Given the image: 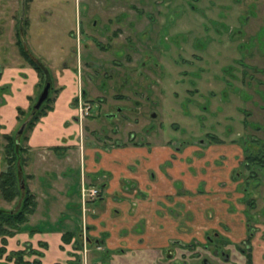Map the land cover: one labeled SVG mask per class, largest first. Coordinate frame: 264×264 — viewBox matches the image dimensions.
Segmentation results:
<instances>
[{"label": "rangeland", "instance_id": "374dc122", "mask_svg": "<svg viewBox=\"0 0 264 264\" xmlns=\"http://www.w3.org/2000/svg\"><path fill=\"white\" fill-rule=\"evenodd\" d=\"M93 20L98 22L95 28L92 25ZM131 21H134V26H131ZM128 35L126 42L125 38ZM102 50L107 51L103 53ZM23 52L48 74L50 80L47 83L41 81L39 73L30 65ZM195 57L202 59L199 61ZM251 59L252 67L260 71L256 74L252 71L254 77L252 81V75L249 79L248 75H242L243 70L251 69L249 66ZM144 60L147 66H140ZM185 61L188 64L194 63L193 67L187 65ZM98 62L104 66L102 69H98L97 66L89 69L87 66ZM237 63L244 68L240 70ZM14 67L27 68L22 71L26 75L27 88L34 85L37 75L40 79V84L36 86V98L31 103L34 110L44 88L50 83L52 88L49 94L50 102L45 106L54 107L58 112L59 108L55 107V100L61 92L58 80L64 69H77L76 76L79 92H82L81 96L85 91L90 90L88 80H91L95 89L93 85L90 86L93 89L90 95L105 97L106 102L102 107L95 104L92 116L87 122L85 120L82 123L83 130L85 129L83 140L90 147L96 146L99 149L113 147L118 141H128L133 134L135 135L133 146L178 147L186 140L188 146L193 145V149L198 150L200 139H206L207 134H215L225 143L224 145H209L206 149L198 150L197 152H203L200 156L202 158L199 159L196 153L192 154L188 150V156L193 162L197 158L199 169L204 173L205 166L212 168L210 163H213V160L216 167L225 164H230L231 167L238 166L240 162L244 163L245 159L242 148H247L250 152L257 147L262 150L264 146L262 145L264 143V0H0V112L4 103L3 72L7 68ZM127 68L136 69L135 75L139 74H137L139 82L133 79L129 89L132 93H139V96L129 94V98L135 97L136 103L128 101L124 105L135 109V112L123 113L127 118L121 123L123 114H118V111L121 108L119 106L123 104L114 103L115 95L119 92L117 87L122 82L121 77L115 75L114 80L111 83L106 82L102 88L98 84L102 75L108 70L113 69L119 73L123 72L120 70ZM184 73L188 75L184 76ZM256 82L261 83L258 87L263 90L262 93L253 90L252 87L256 86ZM189 91L198 95L193 96ZM24 96L21 105L14 104L11 111L7 109L5 129L8 135L19 136L22 146L28 149L23 157L22 177L26 184L33 186L39 198L38 216L48 214L49 211L56 215L60 205L56 200L59 199L51 197L50 191L52 182L57 181L61 176L60 168L68 170L67 191L69 198L75 201L77 194L81 193L83 172L86 174L87 188L101 189L100 185L105 180L109 184L110 176L107 175V179L93 184L89 182L86 165L82 172L79 164L76 167L74 162L67 160L66 157L71 154L68 153L66 156L56 154L52 148L51 151L54 153L52 155L59 160L54 162L50 154L39 156L29 152L28 138L31 132L47 130L46 125L51 122L48 131L49 129L57 131L58 126L55 127L54 123L59 117L53 113L55 110L52 113L50 110L32 129H25L26 132L18 135L24 124L28 126L33 114V111L27 109ZM146 97L150 100H146ZM83 102L87 103V100L83 99ZM16 107H19L18 111L21 109L27 115L17 114L16 117L14 114ZM151 113H157V118L152 119ZM113 114L117 117L110 118ZM202 124L204 128H201ZM252 124L260 126L261 129H253ZM203 129L204 132L200 135ZM61 130L75 133L76 128ZM183 130H186V133ZM251 139H256L257 143L248 146ZM233 141L235 144L232 143ZM5 145L0 122L1 170L5 168L2 152ZM60 146L62 145H54V147ZM231 149L236 155L230 156L228 160L225 153ZM249 154L255 155V153ZM75 157L76 155H73V159ZM95 160H100L99 153L95 156ZM243 168L240 165L237 170H241L244 175L242 177L247 180L251 173L242 170ZM26 173L33 175L34 180L37 176L38 180L27 182ZM201 173L198 174L199 179L203 178ZM196 175L186 178L189 181L188 186L190 183L196 185ZM209 177H206L211 188L208 189L216 190L215 180ZM258 177L261 180L253 179V183L247 184L246 187L250 193L255 191L251 198L254 205L252 208L249 206L248 210L256 216L264 211V178L262 175ZM255 186L256 189L253 188ZM223 193L222 191L219 193L220 199L216 196L187 198L188 202H184V210L192 212L189 215L191 218L187 219L174 216L170 219L167 216L165 219L151 218L148 214L154 201L149 207H146L148 203L147 205L142 203L145 206L143 213L148 217L146 221H149L147 224L146 221L144 223L145 227L148 226L147 233L151 237L148 244L152 242L158 244L163 242L164 237L167 238L164 232L154 231V227L157 228L159 224H165L174 230L178 222H184L190 228L186 234L187 241L191 236L200 237L198 232L202 230H199V227L208 223L203 212L214 206L217 209L218 202L226 206V201L221 195ZM96 201L98 198L88 202L86 209L82 205V213L76 208L77 201L71 202L66 205L65 212H72L69 214L71 217L72 215L75 217L78 213L82 221L86 212L88 215V212L93 210L90 204ZM172 206L174 207L171 209L177 212L174 202ZM238 207L246 206L238 204ZM163 208L162 206V211ZM0 209L16 211L20 209V200L8 204L0 198ZM174 214L177 213L172 215ZM135 222H139L136 221V217L131 232L137 237L136 233L140 229L136 228L138 224L136 225ZM240 222L235 229L238 240L243 238L239 228ZM248 222L254 227L253 222L250 220ZM259 222L264 223V216L259 217ZM156 234H158L157 241H153ZM101 252L105 251L96 254L92 252L91 255L88 251L92 262L86 263L94 264L97 260L100 261L104 255ZM137 258L139 256L134 257L129 254L126 258H118L114 263H110L122 264L121 260H124L125 264L144 263L142 259L137 260Z\"/></svg>", "mask_w": 264, "mask_h": 264}, {"label": "crops", "instance_id": "0c3cea01", "mask_svg": "<svg viewBox=\"0 0 264 264\" xmlns=\"http://www.w3.org/2000/svg\"><path fill=\"white\" fill-rule=\"evenodd\" d=\"M26 69L27 68L21 70V68L14 67L5 70L2 83L3 85L9 86V94L5 96V103L2 105L0 112V122L4 135H8V132L5 129L7 125H4L6 114L8 113L7 109H10L11 111L12 108H14V104H17L18 106L19 104L21 105L23 95H25L24 99L27 101V109L30 110L31 103H33L36 98V86L40 84L39 77L37 75L34 85L31 88H27L25 85L26 75L22 72ZM76 75V73H73V71L66 68L60 74L58 80L61 92L55 100V107L59 109L58 112L54 107L51 110V113L55 110L53 113L55 116L59 117L58 121L54 123L55 127L58 126V130L54 131L49 129L48 131L51 122L46 125L47 130L40 129L31 132L30 137L28 138V146L29 152L36 153L39 156L50 154L51 160L55 162L59 160L52 155L54 153L51 149L57 148L54 147V145H62L59 148H64L65 150H60L58 152L55 151V153L63 156L68 155V153L71 154L66 157L67 160L74 162V166L76 167H78L77 165L79 164L81 166V171L86 165L87 176L89 179L91 178L89 182H92L93 184L100 182L98 181V178H101V176H110V182L104 192V198L90 204L93 210H90L88 215L86 212V219L84 221L86 222V220H88V235L91 239V241L90 239L87 241L86 238L87 252H85L83 237V218L81 221V216L79 217L78 213L75 217L73 215L71 217L69 214L72 212H65L67 204L77 201L76 208L79 213H82V189L81 193L77 194L76 201L71 200V198H69V191H67L68 182L66 177L68 170L66 168H60V172H58L62 177L60 176L57 181L52 182V185L50 184L52 186V190L50 191L52 194L51 197H57L59 199L56 200L59 202L58 204H60L59 212H57L56 215H53V213L49 211L47 212L48 214L38 216L36 210L35 214L30 217L28 223L22 226L20 232L14 236L0 239V247L6 249L5 254L0 258V264H18L19 259L28 264H87L86 262L91 261L89 254L91 255L92 252H95L96 254L97 252L103 251L99 250L101 247L104 251H110L111 258L109 262H115L118 258H126V256L132 254V251L139 246L147 245L150 237L147 233V225L143 233L139 232L138 235L136 234L137 237L131 232L134 218L136 217V221H140L142 217H132L128 204L117 202L119 195L121 197L124 196L121 191L122 179L134 178L143 180V177H146L143 175L144 173L150 176L151 172H153V180L157 181L158 185L167 186L170 184L169 179L185 180L184 178L186 176H190L188 166L182 164V159L180 157L179 160H171L172 152L166 148V146H153L152 148H117L108 152L99 149L96 146L90 147L85 144L83 140L85 132L77 121L76 117L78 112L73 105V102L79 93ZM71 86L73 87L72 90ZM85 95L87 96V99H89L87 92ZM18 109L19 107L14 109L16 117L17 114L19 115ZM69 127H75V133L61 130ZM97 153L100 154L99 161L95 160ZM225 154L228 157H234L236 152L231 149ZM73 155H76L74 159ZM170 161L172 162L171 167L165 169L166 173L163 172V169L166 168V164ZM213 161L215 162V160ZM214 162L211 165L212 168H208L207 177L210 176L209 178L216 180L217 177L220 178L222 171L220 167L216 168ZM1 171L0 156V173ZM85 175L86 174L83 172L81 181L86 179ZM26 176L27 182L29 180H34L33 175H28L26 173ZM92 176L95 177L92 178ZM95 178H97L96 182H94ZM36 179L37 176L35 180ZM206 181H208V178ZM35 185L37 184H34V186ZM27 186L36 196L37 202H39V198L35 194L33 186L28 183ZM39 186L40 185L38 184V187ZM167 192H171V189H165L160 193V196H164ZM216 211H225L227 213L225 216L227 224L231 228V232L236 233L235 229L237 228V223L240 221H238V219L242 220L243 210H237L238 212L236 213L234 208L231 210L229 209V206L226 207L218 202ZM238 213L241 216H236ZM243 226L244 224L241 221L239 228L241 234H243L242 239L245 238ZM163 244H165V242ZM163 244H161V246H163ZM252 246L253 264H264V227L261 228V231L253 241ZM88 251H90L89 254ZM101 253L105 254V252ZM101 258L102 259L100 261L97 260V262H104L105 259L108 261V258L105 255ZM121 261L125 262L124 260Z\"/></svg>", "mask_w": 264, "mask_h": 264}, {"label": "flooded vegetation", "instance_id": "af4514ba", "mask_svg": "<svg viewBox=\"0 0 264 264\" xmlns=\"http://www.w3.org/2000/svg\"><path fill=\"white\" fill-rule=\"evenodd\" d=\"M83 18H81L82 20ZM118 22L120 23V21L118 20ZM94 28L98 26V22H94L93 20V24ZM131 26H134V21H131ZM82 32V31H80ZM106 33V32H104ZM128 37L129 35L125 38V41H128ZM103 53H105L107 50H102ZM196 60L201 61L202 58H197L195 57ZM183 60V59H182ZM181 60V62H182ZM252 59L250 60V70H243L242 71V75H248V79L249 76L252 75V80H254L253 77V72L254 74L259 73L260 71L255 68L252 67ZM117 63V62H115ZM186 63V61H185ZM187 65H190L191 67H193L194 63H186ZM240 67L239 69L241 70L242 67L241 64L237 63ZM121 65V64H119ZM90 69V67L93 66H97L98 69H102L104 66H102L101 62L98 63H92L91 65L88 64L87 65ZM140 66H147L146 60H144ZM255 66V65H254ZM119 68H121L120 66H118ZM22 69L26 68V67H21ZM230 69V67H229ZM71 71H73V73H78L77 69H70ZM64 71V70H63ZM62 71V72H63ZM123 72H119L116 73L115 70L110 69L108 70V72H105L102 75V78L100 83L98 84L99 87H103L104 84L106 82L111 83L114 80V76L115 75H119L120 80L122 81L121 84H119V86L117 87V90L119 91L118 94L115 95L114 98V103H116V105L119 104H123V106H119L121 107L120 110L118 111V114H123L126 112H135V109H130L129 107H125L124 103H127L128 101L130 102H134L135 101V97L133 98H129V94H133L134 96H139V93H132L129 91L130 86H132V81L133 79L137 80L139 82V77H137V74L135 75L136 69H125V70H120ZM253 71V72H252ZM98 73V71H97ZM102 73V71H101ZM226 73L228 74V69L226 71ZM5 75V72H3V76ZM139 75V74H138ZM141 75V74H140ZM143 76H145V74H142ZM188 75V73H184L183 74ZM3 76H2V81H3ZM137 77V78H136ZM40 80V79H39ZM134 80V81H135ZM88 85H89V89L87 91V95L89 97V99H87V96L85 95L86 92H84V95L81 96L82 92H79L77 97L75 98L73 105L75 106V110H77L78 106H79V102L83 99L87 100V105H89L91 107V112L89 117L86 119L85 122H87V120L92 116V111L93 108L95 106V104L100 105V107H102L106 102L105 97H98V96H92L90 95V93L93 92V89L90 88V86H92V82L91 80H88ZM136 85V84H135ZM256 86L252 87L253 90L262 93L263 90L260 89L258 86H261L260 82H256L255 84ZM247 86H249V84L247 83ZM93 88L95 89L94 85ZM2 89L4 91L3 95H4V103H5V96L9 94V86L7 85H3ZM97 89V88H96ZM51 91V90H50ZM197 91V90H195ZM193 96H197L196 94H194L193 92L189 91ZM188 92V94H189ZM100 93V92H99ZM256 95H258L257 93H255ZM92 96V97H91ZM191 96V95H190ZM259 96V95H258ZM49 98V97H48ZM94 98V100L92 99ZM146 100H150V98L146 97ZM3 103V104H4ZM136 103V102H134ZM202 109V108H201ZM203 110V109H202ZM264 110V108H263ZM78 112V111H77ZM116 113V112H115ZM157 113H151V118L152 119H156L157 118ZM202 115V114H201ZM123 119H121V123L124 121V119L127 118V115H122ZM197 116H199V114H197ZM111 117H117V115L113 114ZM77 121L79 123V125L81 126V128L83 129L84 127H82V124L79 122V118L77 115ZM254 125V126H253ZM252 128L253 129H261L260 126H257L256 124H252ZM215 127V126H214ZM214 127L212 129H214ZM200 128V127H199ZM201 128H204V124L201 125ZM150 130V129H149ZM85 131V129L83 130ZM184 133H186V130H183ZM204 132L201 131L202 135ZM207 139V140H206ZM206 139H200V147L198 150H203L206 149L207 146L209 145H220L223 144L224 142L220 139L219 136L215 135V134H207L206 135ZM135 140V135L131 134V137L128 139V141L124 142V141H118L116 143V145H114L113 147H104V151H111L113 149H117V148H139L141 146H133V142ZM204 143V144H203ZM233 144L234 141L232 142ZM257 143L256 139H251V141L249 142L250 146L251 144ZM262 143V142H261ZM225 144V143H224ZM223 144V145H224ZM260 144V142H259ZM206 145V146H205ZM264 145V143L262 144ZM148 148H152V145H147ZM156 147V146H154ZM193 145L189 146L187 145V141L184 140L181 142L180 146H175V145H167L166 148H168L171 152H172V157L171 160L175 161L176 159L179 160V157L182 159V164L188 166L189 168V177H192L194 175H196L195 177L197 178V183L196 185H194L193 183L188 186V182L186 180V178L188 176H186L183 179H169V183L167 186H163V185H158L157 181L153 180V176L154 173L151 172L150 176H148L147 174H143L146 177H143V180H138V179H122V184H121V191L124 194L123 197H121L120 195L117 198V202L119 203H123V204H128L130 213L132 215V217L134 216H140L142 217L141 220L139 222H136L137 225V229H140L139 232L143 233L144 232V228H146L144 226V223L146 221L145 218H147V216L145 215L144 209L145 206H143L142 203H146L145 205H148L146 207H149L152 203V201H154V204H152L153 206H150L151 212L150 217L151 218H159V217H163V219H165L167 216L169 219L171 217H178V218H191V213L188 210H184L185 208V203L184 202H188L187 198H191L192 196H195L197 198L200 197H206V198H210L211 196H216L217 199H220V192H224L223 194H221L224 198L223 200L226 201V207L229 206V209L236 211V213L238 212L237 210L240 211V209H242V220L239 219L240 221L243 222L244 226H243V230L245 232V238L242 240H238L236 238L235 233L231 232V228L228 226L227 224V220L225 219L226 217V212L225 211H221V212H217L216 211V206L208 208V210L206 212H203L204 215L206 216V218L208 219V223L205 226H201L199 227V231L198 233L201 235L200 237H196V236H191V239L189 241H187V236L186 234L189 232L188 229H190L189 227H187V225L181 222H178V224L176 225L175 229L173 230L170 226H167L165 224H159L156 227H154V231L158 230L160 232H164L165 236L167 238L164 237L163 243L165 242V244L158 243L156 244V242H152L151 244H147V245H141L138 248H136L135 250L132 251V255L135 257L136 255L139 256L138 259H142L141 261L144 262L143 264H253V246L252 243L255 240V238L257 237V235L259 234V232L261 231V228L264 227V223L259 222V217L260 216H264V211L261 212V214H258L257 216L254 213H250L248 210V207L250 206L251 208L253 207V201H251L252 199V195L255 194V191L253 192H249L248 189H246L247 184L249 185L250 183H253V179H260V177H258L259 175H262V177L264 178V146H260L262 147V150L259 148L257 151H255L257 148H255V150L250 151L249 149H241L242 153L244 155V163L240 162V164L235 165V166H229L230 164H225V165H221L218 166L220 167L221 171H222V175L220 176V178H216L215 180V185L217 186L216 190H210V185L208 183V181H206V177L208 174V168L209 166H205L204 169V173H201V169H199V165L198 162H193L191 160V158L188 156V150L190 151V153H196V156L199 158H202L200 156H202V153L197 152L198 150H194L193 149ZM143 148V147H141ZM249 153H255V155L253 154H249ZM214 154V153H213ZM228 160L230 159L229 157L227 158ZM246 160V161H245ZM208 163V162H207ZM206 163V164H207ZM213 163H210V166ZM215 164V162H214ZM172 162H168L166 164V168L163 169V172L166 173L167 168L171 167ZM240 165L242 167H244L242 170H247L251 173L250 176L247 177V180L244 179L243 172L241 170H237L239 169ZM217 168V167H216ZM202 174L201 176L203 178L199 179L198 178V174ZM95 176H92V178ZM89 179V178H88ZM91 179V178H90ZM105 180L107 179V176H101V178H98V181L101 180ZM97 178H95L94 182H96ZM261 180V179H260ZM191 182V181H190ZM195 182V181H194ZM108 185V181H104L101 183V189L99 190V197L98 200H102L104 198V192L107 188ZM146 185V186H145ZM169 186V187H168ZM259 186V184L257 185ZM253 187L256 189V187ZM171 189V192H167V194H165L164 196H160V193L162 191H164L165 189ZM210 188V189H208ZM218 189H220V191H218ZM251 189V187H250ZM252 190V189H251ZM82 196V194H81ZM160 196V197H159ZM254 196V195H253ZM178 198V201H177ZM94 201V200H93ZM175 203V208L177 209V212H175V210H172L171 207L172 203ZM238 202V203H237ZM238 204H242L244 206H246L245 208H241L238 207ZM162 206L163 211L161 210ZM240 208V209H239ZM153 209V210H152ZM214 209V210H213ZM161 212H165V213H161ZM215 212V213H214ZM173 213H177L172 215ZM217 213V214H216ZM219 213V214H218ZM241 213V212H240ZM163 214V215H162ZM239 214V213H238ZM236 214V216H241L240 214L238 215ZM254 214V215H253ZM250 215V216H249ZM235 216V215H234ZM249 216V217H248ZM238 219V218H235ZM234 219V220H235ZM238 220V221H239ZM248 220H250L251 222L254 223V227H251L252 225L250 224V222H248ZM169 221V220H168ZM239 221V222H240ZM149 221H146V224ZM215 222V223H214ZM168 223V222H167ZM170 223V221H169ZM261 225V226H259ZM86 238L87 241H89L90 237H89V230H88V226L86 224ZM221 229H223L224 231H221ZM138 232V233H139ZM138 233H136L138 235ZM175 236H172V235ZM158 234H156L154 236V240L153 241H157V237ZM84 237V235H83ZM151 238V237H150ZM91 241V239H90ZM149 243V242H148ZM161 244H163V246H161ZM101 250H104L102 247L100 248ZM110 251L109 250H105V256L110 260L111 256H110ZM105 261L104 262H96L94 264H111L110 262ZM114 263V262H112ZM122 264H125V262H120ZM129 264V263H128ZM132 264H140V262H133Z\"/></svg>", "mask_w": 264, "mask_h": 264}, {"label": "trees", "instance_id": "16d2710c", "mask_svg": "<svg viewBox=\"0 0 264 264\" xmlns=\"http://www.w3.org/2000/svg\"><path fill=\"white\" fill-rule=\"evenodd\" d=\"M20 45H22V43ZM21 50L24 51L22 47ZM23 54L26 59H28L30 65L39 73L41 81L47 83L48 80H50L48 74L45 73L43 68L34 62L28 54L25 52H23ZM48 102H50V97L43 104L40 110L36 111L33 107L30 108L29 111H33V114L26 130L32 129L33 126L43 116H45L48 111L52 110V108L45 106ZM26 115V112L21 109L19 110V116ZM4 139L6 141V145L4 146L2 152L4 155L3 164L5 165V168L0 173V198L8 204H12L16 200H20V209L16 211H4L0 209V238L3 239L14 236L20 232L22 230V226L28 223L30 217L35 214L38 206L36 196L29 190L24 181V177H22L23 168L21 167H23V157L27 154L28 149L22 146V141L19 136L4 135ZM60 150L65 149L59 147L54 148V151L56 152ZM5 251V248L0 247V258L5 254ZM18 264L28 263L22 262L21 259H19Z\"/></svg>", "mask_w": 264, "mask_h": 264}, {"label": "built area", "instance_id": "2783aa9c", "mask_svg": "<svg viewBox=\"0 0 264 264\" xmlns=\"http://www.w3.org/2000/svg\"><path fill=\"white\" fill-rule=\"evenodd\" d=\"M78 111V118L79 122L82 124L84 121L89 117L90 112H91V107L81 100L79 102V106L77 108ZM99 190L97 188H87L85 179H83L82 183V205L83 208L86 209V205L88 202H91L93 200H96L99 197ZM85 217H83V235H84V245H85V252H87L86 245V222L84 221Z\"/></svg>", "mask_w": 264, "mask_h": 264}, {"label": "water", "instance_id": "95a60500", "mask_svg": "<svg viewBox=\"0 0 264 264\" xmlns=\"http://www.w3.org/2000/svg\"><path fill=\"white\" fill-rule=\"evenodd\" d=\"M51 90V84L48 83L44 88L42 94L40 95L37 104L35 105V110L38 111L42 108L43 104L47 101ZM27 124H24L18 135H22L26 129Z\"/></svg>", "mask_w": 264, "mask_h": 264}]
</instances>
